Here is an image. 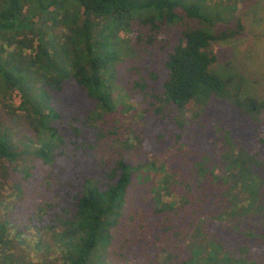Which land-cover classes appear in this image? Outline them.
Returning a JSON list of instances; mask_svg holds the SVG:
<instances>
[{"label":"trees","instance_id":"trees-1","mask_svg":"<svg viewBox=\"0 0 264 264\" xmlns=\"http://www.w3.org/2000/svg\"><path fill=\"white\" fill-rule=\"evenodd\" d=\"M200 17L180 0H0V107L25 126L12 133L0 120V207L4 188L18 185L17 161L27 166L23 178L38 159L50 168L46 186L62 180L60 203L29 214L23 231L0 220V264H240L264 185L253 174L264 162V99L241 100L239 85L208 70L210 46L241 36V21L217 34L186 25ZM116 46L129 49L120 55ZM62 92L72 96L67 115L43 111L41 98ZM222 108L232 126L214 120ZM239 125L244 140L231 135ZM91 126L95 140L86 138ZM105 143L111 153L101 159ZM179 143L194 145L183 168L162 154ZM137 146L143 166L159 172L142 196ZM64 147L91 166L73 165L69 179L55 164ZM167 168L173 178H164ZM26 239L40 262L15 252Z\"/></svg>","mask_w":264,"mask_h":264},{"label":"rangeland","instance_id":"rangeland-1","mask_svg":"<svg viewBox=\"0 0 264 264\" xmlns=\"http://www.w3.org/2000/svg\"><path fill=\"white\" fill-rule=\"evenodd\" d=\"M144 1V0H138ZM184 4H192L199 8L200 18L202 20L191 18L185 19L186 25L190 29H197L203 32H208L211 34H217L220 31L232 29L236 25V21L239 19L243 25V31L241 36L233 37L228 40L217 42L210 46L211 52L215 56V61L209 65L208 70L210 73L215 74L220 78L231 79L232 84L230 86L233 88L234 85H239L242 94V99L250 96L257 99H264V0H180ZM60 15V13H58ZM57 15V17L59 16ZM62 27H55L53 32H57L56 35L62 31ZM170 35V32H168ZM121 34V33H120ZM122 36V35H121ZM126 36V35H123ZM173 38V37H172ZM158 42L156 46H159ZM117 53L120 55L123 54L125 49H129V47H112ZM12 46L7 49L10 51ZM163 58L160 55L159 59L155 61V67L158 68L161 66ZM125 63L120 64V72H125ZM116 93L115 95H117ZM115 98V97H114ZM72 101V96L66 95L65 92H62L61 95L56 97H43L41 98V108L43 111H49L51 113L57 112L60 115H67L68 112V103ZM67 107V109H66ZM94 107V105H93ZM190 113L192 111V104L189 106ZM96 112H100L101 109L94 107ZM227 109L222 108L220 110V114L218 117L214 118L216 122H219L220 125L227 124L231 121L230 126L233 123V114H227ZM189 113V112H188ZM229 116V117H228ZM117 117V116H116ZM104 117H102L103 119ZM230 121H229V119ZM116 119V118H115ZM114 119V120H115ZM126 119H130V115H128ZM0 120H2L8 127L11 128L12 133H17L20 130H23L25 126H19V128L15 125V120L13 117L5 114L4 110L0 107ZM102 120L99 119L95 123L92 124L98 126ZM115 125L116 122H114ZM78 129H82L81 123H75ZM245 124V122H244ZM242 125L236 127V129L231 132V135L236 136V138L245 139V131L242 129ZM208 131V129H207ZM21 132V131H20ZM197 132L200 135L195 139L196 140V150L199 149L202 143L203 134L201 129H197ZM97 133L96 128L87 127L86 138L88 140H95L94 135ZM96 141L99 138L96 135ZM13 143L22 147V143L14 142ZM103 142V141H102ZM195 142V141H194ZM193 142V144H194ZM175 148L169 147L167 145L163 151V157L166 159V163L168 164L170 161L173 163L175 167L183 168L186 163L192 160V153L194 154L193 147L194 145L186 144V147L179 143ZM104 147L106 151L99 154V158L105 159L108 156L107 154L111 153L109 149V145L107 143L101 144V147ZM112 146V145H111ZM174 146V145H173ZM157 147V145H156ZM160 148H164L163 146H158ZM132 154L138 157V160L142 163V168L138 171L139 181L138 184L144 187V192H140V196L145 195V191H147L149 187V180L152 179L153 175L158 176L159 172L154 171L151 172V168H147L143 165L146 164L145 157L142 155V150L140 146L133 148ZM178 149V154L175 157V151ZM23 150V149H22ZM80 150L75 151V157H72L70 152L67 150V147H64V155L57 158L58 165L67 169V172L64 175H68L71 171L73 165L76 167L74 171L78 168H86L91 166L90 160L87 155L80 153ZM89 152V150H88ZM93 152L91 151L90 154ZM185 153L189 157H185ZM98 155V153H97ZM195 155V154H194ZM27 156L25 155L24 162L27 160ZM142 156V157H141ZM153 159L158 160V157L154 154L152 155ZM98 157V156H97ZM34 161V159H32ZM74 160V162H73ZM76 161V162H75ZM160 161V160H158ZM35 166L32 169V174L29 178L27 175L23 178V173L26 171V164L22 163V161H17V166L19 167V171L21 172L18 175L17 179V187H8L4 188V193L6 194L5 200L2 201V204L6 206V213L2 207H0V220L8 221V226L15 233L17 230L23 231L24 225L27 223L28 215L34 214L39 215L40 208L44 206L45 203L55 200L57 204L60 203L59 197L62 195L61 193V183L62 180L51 181L49 186H46V179L44 177V173H48L50 171L49 167L42 165L40 160H35ZM261 169H255L253 174L255 178L264 179V162L261 163ZM168 172L164 178H173V172L167 168ZM44 173H43V172ZM69 174L67 177H70ZM253 175V176H254ZM72 176V175H71ZM59 179V177H58ZM71 179V177L69 178ZM15 181V180H12ZM15 182V183H16ZM63 188L68 190L67 185H64ZM56 189L55 192H53ZM257 194L256 200L257 204L254 206L253 215L250 218V224L248 226L251 229V233L248 236V240L243 245L247 247V249L243 252L240 259V264H264V200L259 198V194L264 192V185L261 187H256ZM43 195V196H42ZM139 196V197H140ZM8 205L10 207H8ZM30 232V231H28ZM31 234V233H30ZM32 235V234H31ZM19 239V238H17ZM36 239V238H34ZM16 247L15 252L20 253L22 256L26 257L30 254L31 258L34 260L33 263H38L39 261V251L36 250L29 239H26L25 243H14ZM187 249L189 250V245L187 244ZM32 252V253H31Z\"/></svg>","mask_w":264,"mask_h":264}]
</instances>
